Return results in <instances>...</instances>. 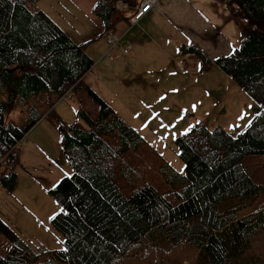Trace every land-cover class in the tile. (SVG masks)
Masks as SVG:
<instances>
[{
    "label": "trees",
    "instance_id": "1",
    "mask_svg": "<svg viewBox=\"0 0 264 264\" xmlns=\"http://www.w3.org/2000/svg\"><path fill=\"white\" fill-rule=\"evenodd\" d=\"M38 1L0 0L1 184L16 188L21 139L43 117L31 107L25 125L8 123L9 105L23 108L44 91L60 99L73 88L85 91L98 111L78 110L86 127L59 120L72 173L49 193L61 205L52 224L63 248H33L0 213V234L12 241L0 264H120L143 244L147 254L168 257L167 264H181L170 258L179 248L195 250L188 264H264V205L239 215L264 196V182L244 165L247 155H264V0H234L250 27L229 56L211 61L194 46L181 47L199 57L203 70L217 64L262 107L237 135L200 122L179 135L184 173L83 82L93 60L43 10L30 9ZM121 1L137 2H96L94 13L107 34L122 18L115 17ZM46 254L52 257L43 261Z\"/></svg>",
    "mask_w": 264,
    "mask_h": 264
},
{
    "label": "crops",
    "instance_id": "2",
    "mask_svg": "<svg viewBox=\"0 0 264 264\" xmlns=\"http://www.w3.org/2000/svg\"><path fill=\"white\" fill-rule=\"evenodd\" d=\"M96 2L39 0L32 5L33 10H43L75 43L85 46L93 65L83 82L184 173L185 164L176 152L177 137L195 122H209L215 115L226 118L230 113L234 117L236 110L248 114L244 104L252 96L217 64L203 70L199 57L181 47L194 46L211 61L229 56L241 45L250 27L248 20L238 12L234 0H161L132 24L142 0H137L135 7L121 1L122 18L113 33L120 41L108 55L110 33H105L94 13ZM42 121H48L44 130L51 128L49 116ZM216 124L214 127L222 125ZM24 144L20 162L33 174L36 168L51 163L42 153V139L43 145L36 142L32 147L39 164L28 166ZM60 164L62 169L55 168L44 177L50 184L48 191L72 169L67 159L60 158Z\"/></svg>",
    "mask_w": 264,
    "mask_h": 264
},
{
    "label": "rangeland",
    "instance_id": "3",
    "mask_svg": "<svg viewBox=\"0 0 264 264\" xmlns=\"http://www.w3.org/2000/svg\"><path fill=\"white\" fill-rule=\"evenodd\" d=\"M29 7L33 10L32 4H30ZM115 14L119 16L121 12L117 10ZM212 70H214V68ZM73 93V99L60 100L55 94L44 91L28 100L23 108L9 105L10 110L6 115V121L8 123L25 125L27 123L29 110L33 107L41 111L43 117L49 116L51 121V128H46L45 130L44 124L48 121L37 123L27 134L26 141L25 139L23 141L21 139L19 146L21 149L22 144L25 142L23 146L27 156H25L27 165L37 166L39 164V159L34 154L32 147L36 142L42 144L43 139L44 145L42 144V153L50 159L51 163L36 168L33 174V172L29 170V167L19 162L16 165L18 183L16 188L12 191L6 189L0 182L1 209L4 213L2 214L0 210L2 218L33 248L36 249L40 247L44 251L50 252L63 248V237L52 224V218L59 213L61 205L50 195L49 191L46 189L50 184L44 180V177L49 176V171L54 172L55 168L62 169L60 168V158H64L66 161L60 143L61 133L58 127L59 120L66 123L78 121V123L86 127V123L79 115L78 110L82 108L88 111L92 116H95L98 111V106L88 97L85 91L77 90ZM244 107L247 108L248 114H246L244 110H236L238 115L234 117H231L230 113H228L226 118L215 115L210 118L209 122H207V119L203 121V124L212 129L217 125L216 123H221V127L227 132L232 135H237L250 123L252 118L260 112L258 103L252 97L244 104ZM52 108L53 112L50 113ZM228 110H230V108H228ZM213 119L215 120L211 122ZM55 135H57V138ZM44 147L47 148V150ZM1 161H3V159H1ZM244 165L255 181L264 182V155H247L244 159ZM4 166H6V164H4ZM67 168L68 170L70 169V167ZM2 170L0 171V176L3 173ZM71 173L72 169L67 175ZM263 205L264 196L260 197L250 208L240 211L239 215L244 216L248 213L255 212ZM11 247L12 241L6 235L0 234V254L3 256L7 255ZM145 250H147V248L145 244H143L140 249L132 253L133 257H131V259H123L120 264H167L166 259L168 257L159 260L155 254H147ZM194 255L195 250L187 251L179 248L172 253L170 258L176 263L188 264L189 260L194 258ZM147 256L151 257L147 259ZM51 257V255L46 254L41 259L46 261Z\"/></svg>",
    "mask_w": 264,
    "mask_h": 264
},
{
    "label": "built area",
    "instance_id": "4",
    "mask_svg": "<svg viewBox=\"0 0 264 264\" xmlns=\"http://www.w3.org/2000/svg\"><path fill=\"white\" fill-rule=\"evenodd\" d=\"M161 0H142V3L140 7L136 10L135 14L131 18V23L135 24L137 23L145 14H147L155 5L159 4ZM120 41V38L113 35L109 34L108 35V42L110 44V49L108 50L107 54L110 55L112 52V48L118 44ZM126 49L129 50L130 46L127 45ZM73 88L68 90L66 94H64L60 100H66V99H72L73 98Z\"/></svg>",
    "mask_w": 264,
    "mask_h": 264
}]
</instances>
